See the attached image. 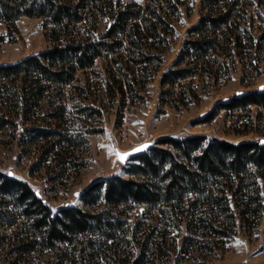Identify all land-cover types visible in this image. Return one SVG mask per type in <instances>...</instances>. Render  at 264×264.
<instances>
[{
  "label": "rangeland",
  "instance_id": "obj_1",
  "mask_svg": "<svg viewBox=\"0 0 264 264\" xmlns=\"http://www.w3.org/2000/svg\"><path fill=\"white\" fill-rule=\"evenodd\" d=\"M134 1L142 5L160 1L162 5L166 4L165 0ZM181 1L179 11L170 16L174 22L168 34L169 43H156L150 49L146 48L147 52L162 55V61L155 60L141 67L135 65L130 61L129 44L126 43L115 55L98 58L94 68L86 73L80 72L75 85L63 87L59 96H56L59 89L54 84L43 97L23 93L25 79L31 84L36 76L2 79L0 119L5 122L0 121V180L9 178L10 173L13 179L23 180L43 206L49 208L50 218L62 208H78L98 214L107 209L106 204L101 200L97 205L86 206L83 194L88 187L111 176L136 179L129 174L135 161L121 163L118 151L127 152L143 143L168 148L161 144L164 139L189 136H205L208 140L218 139L235 145L244 142L259 144L264 139V105L229 106L241 99L237 97L238 92L246 95L264 93L260 91L264 86V41L261 40L264 0H246L254 7L241 23L249 29L251 38L250 44L248 38L244 42L246 49H238L232 40L227 44L232 47L228 56L217 49L205 61H198L195 53L188 50L187 43L198 37L191 32L192 28L209 13V9L204 0ZM109 24V20L102 19L100 30L94 35L99 36ZM51 28L40 18L23 16L15 22L0 19V64L16 63L50 48L54 44L49 36ZM78 28L82 33L88 30L84 23ZM222 33L219 31L217 35L221 37ZM231 33L229 31L228 36L233 39ZM113 58L120 59L123 70L134 67L137 81H133L132 86L137 91L134 94L141 97L132 98L130 89L122 95L115 86L117 95L111 92L109 85L113 81L108 68L111 64L117 66ZM180 58H184L180 68H194V73L174 85L162 84L163 75L175 69L174 64ZM226 63L231 67L232 76L220 84L218 76ZM116 72L128 88L127 78L117 67ZM81 88L85 91L81 92ZM37 90H40L39 86L32 92ZM227 98L229 101L225 103ZM59 108L63 110L58 114L64 115V119H48V115ZM28 109L32 111L27 115ZM83 110H86L85 115ZM203 114L207 115L202 117ZM46 134L55 136L46 139ZM254 179L258 181L257 185L250 184ZM236 180L233 189L222 180L225 195L230 197L228 205L223 208L228 209L225 212L218 209L220 215L212 226L208 224L210 221L186 220L175 223L178 227L173 229L169 223L160 224L161 230L167 229L169 233L164 237L162 247H158L156 239L162 236V232H157L156 239L152 238L149 243L144 262L264 264L262 181L259 177L243 178V174ZM240 186L247 187L239 189ZM249 195L257 196L260 203L251 206L252 213L243 214L245 208H249ZM4 200L9 204L0 208V264H133L145 246L146 235L155 225L153 219L144 218L145 206L132 204L118 235V239L124 238L126 243L117 253L109 252L111 258L103 255L92 261L91 251L81 252L89 241L96 242V247L99 245L101 237L96 230L85 238L77 237V242H82L83 238L85 241L79 243L76 250L70 243L59 244L53 249L34 244L37 248L29 254L26 251L12 253L19 245L32 244L35 228L33 219H28L25 210L35 214L39 209L29 207L30 200L23 204L9 197ZM9 222L15 225L8 226ZM136 227L141 231L135 238Z\"/></svg>",
  "mask_w": 264,
  "mask_h": 264
},
{
  "label": "trees",
  "instance_id": "obj_2",
  "mask_svg": "<svg viewBox=\"0 0 264 264\" xmlns=\"http://www.w3.org/2000/svg\"><path fill=\"white\" fill-rule=\"evenodd\" d=\"M204 1L209 13L192 28L191 32L198 37L187 43L188 50L195 51L198 61H205L213 51L217 52V49L228 56L227 52L231 51L232 47L227 44L232 40H235L238 49H246L247 45L242 43V39L234 32L240 27L242 20L245 21V6L249 3L242 0L245 6L241 11L233 13L240 0ZM165 3L162 5L160 1L142 5L134 0H0V19L9 22H15L23 16L44 19L46 24L52 27L49 36L54 42L50 48L21 61L0 64V81L21 75H25V78L29 75L36 76L37 79L31 84H27L28 80L25 79L23 93L43 97L54 84L59 89L56 96H59L63 87L75 85L80 72L86 73L94 68L98 58L115 55L126 43L129 44L130 61L135 65L141 67L155 60L162 61V55L147 52L146 48L150 49L156 43H169L168 34L174 22L170 16L179 11L183 2L165 0ZM102 19L109 20L110 24L99 36H95L100 30ZM81 23L88 26L84 33L78 28ZM218 31L223 32L221 37L217 35ZM229 31L234 35L233 39L229 38ZM211 32L213 34H210ZM247 34L250 44V33ZM261 40L264 41V33ZM119 60L113 58L117 66L111 64L108 68L113 81L109 85L111 92L114 96L117 95L115 86L122 95H126V91L130 89L132 98L141 97L134 94L137 91L135 92L132 86L133 81H137L134 67L123 70ZM183 61L184 58H180L174 64L175 69L168 70L163 75L162 84L174 85L194 73V68H180ZM116 67L119 73L127 78L128 88H125ZM37 86L40 90L32 92ZM74 87L78 89L77 86ZM84 91L85 89L81 88V92ZM1 93L0 91V95ZM236 101V104L229 107L236 108L253 103L264 105V93L245 94ZM59 110L63 109L51 112L48 119H64V115L58 114ZM31 111L28 109L26 114ZM85 111H82L83 115L86 114ZM53 136L55 134H46L45 137L49 139ZM161 144L167 145L168 148L153 146L147 153L133 160L135 163L132 164L129 174L136 179L111 176L88 187L83 194L86 206L97 205L101 200L106 204L107 209L98 214L78 208H62L50 218L52 213L49 208L43 206L26 183L10 177L0 180V208L8 206L9 202L4 199L9 197L22 204L30 200L32 202L28 206H37L39 209L35 214L25 210L28 219H33L32 225L35 228L32 244L19 245L12 253L26 251L29 254L37 248L34 244L53 249L59 244L70 243L76 250L79 243L82 244L84 238L96 230L101 237L99 245L96 247V242L89 241L81 252L91 251L89 255L92 261L99 260L103 255L111 258L113 256L108 253H117L126 243L124 238L118 239V235L132 204H137L145 206L144 218L155 221L152 230L144 239L145 246L139 258L133 263L146 264V251L152 238L162 232V236L155 238L156 245L162 247L164 237L169 233L167 229L161 230L160 224L169 223L173 229L178 227L175 223L186 220L210 221L208 224L212 226V222L220 215L218 209L222 208L224 212L228 209L223 208L228 205L230 197L225 195L226 189L222 188V180L229 183V189H233L236 178L242 174L243 178L259 177L262 181L260 188H264V147L256 142L235 145L218 139L208 140L205 136H189L182 139L166 138ZM250 184L257 185L258 181L254 179ZM246 187L240 186L239 189ZM260 188H257V191ZM247 202L249 208H245L243 214L252 213L254 209L251 206L260 203L254 195H249ZM13 225L14 222L8 224ZM140 231V228L136 227L135 238ZM79 236L84 237L82 242H77Z\"/></svg>",
  "mask_w": 264,
  "mask_h": 264
},
{
  "label": "built area",
  "instance_id": "obj_3",
  "mask_svg": "<svg viewBox=\"0 0 264 264\" xmlns=\"http://www.w3.org/2000/svg\"><path fill=\"white\" fill-rule=\"evenodd\" d=\"M252 5V7H251ZM244 3L242 0H240V4L237 5L236 10H233V13H237L238 11H241L244 7ZM247 8L246 13H249V11H254L253 3L249 4L248 6H245ZM255 27V26H254ZM219 32V31H218ZM249 32V29L244 27L243 25H240V27L236 30L235 35L239 36L242 39V42H246L247 40V33ZM10 36H7V39H9ZM191 53H194L195 51L193 49L190 50ZM223 69V70H222ZM220 72V75L218 76V83L222 84L225 83L230 77L232 76L231 67L228 63L223 64Z\"/></svg>",
  "mask_w": 264,
  "mask_h": 264
},
{
  "label": "water",
  "instance_id": "obj_4",
  "mask_svg": "<svg viewBox=\"0 0 264 264\" xmlns=\"http://www.w3.org/2000/svg\"><path fill=\"white\" fill-rule=\"evenodd\" d=\"M260 91H264V86H261L260 87ZM246 93L245 92H238L237 93V97H242L244 96ZM229 99H225L224 102H228ZM207 114H203L202 117H205ZM262 147H264V139H262L259 143ZM147 145V147L145 148L144 146ZM153 147V144L152 143H143L142 145L136 147V148H133L132 150H129L127 152H120L118 151L117 152V156H118V160L123 163V164H127L128 162L136 159L137 157L147 153L151 148ZM137 149H142L140 151H137ZM127 154V155H125ZM123 156V159L121 158ZM9 177L10 178H13V174L10 173L9 174ZM21 182H23V180H20Z\"/></svg>",
  "mask_w": 264,
  "mask_h": 264
},
{
  "label": "snow or ice",
  "instance_id": "obj_5",
  "mask_svg": "<svg viewBox=\"0 0 264 264\" xmlns=\"http://www.w3.org/2000/svg\"><path fill=\"white\" fill-rule=\"evenodd\" d=\"M144 147L146 148L147 145H145ZM140 150H142V149H137V151H140ZM125 155H127V154H125ZM121 158L123 159V156Z\"/></svg>",
  "mask_w": 264,
  "mask_h": 264
}]
</instances>
